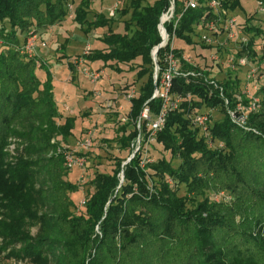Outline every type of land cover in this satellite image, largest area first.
Instances as JSON below:
<instances>
[{
  "label": "trees",
  "instance_id": "trees-1",
  "mask_svg": "<svg viewBox=\"0 0 264 264\" xmlns=\"http://www.w3.org/2000/svg\"><path fill=\"white\" fill-rule=\"evenodd\" d=\"M74 1L0 0V208L4 210L0 237L5 248L10 247L7 257L29 264H264V84L256 92L259 109L247 114L245 127H238L231 122L219 89L205 78L216 80L230 109L239 80L220 81L199 63L197 68L184 63V71H199L202 77L172 80L169 94L179 102L175 108L167 107L164 125L149 146V162L141 167L144 143L135 153L134 149L137 137L145 140L148 135V120H140V129L138 120L145 108L154 120L164 106L161 97H154L164 51L157 52L156 79L151 52L161 42L157 27L170 2L155 0L142 6L143 0H125L127 7L120 14L129 13V18L124 33H114L112 16L98 13L94 21L88 20L93 0ZM255 1L264 10V0ZM183 2L174 0V17L166 27L170 30L181 15L176 38L193 46L195 27L214 17L204 6L184 10ZM68 5L84 33L107 27L102 38L106 49L91 50L85 61L129 64L132 70L139 68L138 80L146 77L129 101L127 122L117 129L120 148L131 157L127 163L116 159L111 173L93 176L89 181L93 191L82 197L83 207L77 203L80 213L74 212L71 199L79 184L66 180L63 156L56 153L58 144L51 142L55 137L66 141L75 118L60 113L50 74L40 80L34 61L19 55L28 33L62 22ZM239 5V0H222L229 11ZM252 19L243 22L250 41L236 56L248 57L264 73V56L256 58L252 48L263 35L264 14L261 25H252ZM175 54L180 56L178 50ZM68 67L73 79L76 67L71 63ZM214 110L220 118H214ZM209 111L210 134L223 145L220 149L208 147L189 117ZM10 136L27 145L14 166H5L3 147ZM43 171L45 178L39 179ZM181 188L183 196L178 194ZM207 192H223L230 203L216 202Z\"/></svg>",
  "mask_w": 264,
  "mask_h": 264
},
{
  "label": "rangeland",
  "instance_id": "rangeland-1",
  "mask_svg": "<svg viewBox=\"0 0 264 264\" xmlns=\"http://www.w3.org/2000/svg\"><path fill=\"white\" fill-rule=\"evenodd\" d=\"M154 1L143 0L142 6L152 4ZM74 2L77 3L78 0ZM127 4L128 1L125 0H93L88 10V20L94 21L98 13L110 18V11L113 10L114 15L110 20L111 31L124 33V23L128 20L129 13L126 16H121L120 11L127 7ZM239 4V7L228 12L229 15L235 17L240 23H243L246 18L253 16L251 24L261 25L259 21L264 13L259 12L258 4L255 0H239ZM73 7H75V4H73ZM262 29L263 37H261L264 40V28ZM107 34V27L91 29L89 33H84L74 19H70L67 16L62 22L49 29L38 32L31 30L28 33L26 39L31 35L36 37L35 58L34 56L28 57L21 48L19 49V55L22 58L34 61L36 77L44 81L48 73L50 74L55 101L63 117L75 118V127L71 131V136L66 141H63L61 137H55L52 139L54 143H57L58 147L73 150L76 147V143L80 142L89 131L92 132L93 140L88 151L85 168L83 170L74 169L72 173L66 176V180L73 184H79V191L71 196L76 206L73 210L74 212L79 211V213L81 209L77 208V203L87 193L93 191L92 186L89 184L93 176L97 173L109 174L114 168L116 159L123 160V163H125L131 157L130 152L120 148V144L117 141V129L124 124L122 119L127 118L130 107L129 95L134 97L146 80V77L141 80L137 79L136 74L139 68L132 70L129 64L112 62L103 64L100 61L93 63L85 61L82 66L89 71L103 72L96 84L90 83L79 72L82 67L76 70L73 73V75H76L73 79L71 78L72 73L68 63L73 64L76 59L82 56L86 44H89L92 52L105 50L106 47L102 42V38ZM174 45L176 48L183 47L191 60L194 63H199V66L208 65L207 56L210 55L211 50L201 48L199 44L194 45L192 48L185 47L180 40H175ZM203 55L206 58H203ZM36 60L41 62L42 67H36ZM134 63L138 65L140 62L135 61ZM212 69L213 75L220 81L227 77L233 78L235 75L243 79V70L230 72L221 69L220 66ZM154 77V79L157 78V73L154 74ZM259 83L263 85L264 80ZM157 93L163 94L164 90L160 87L155 95ZM168 99H170V102L173 101L169 94ZM213 116L218 119L221 113L214 110ZM19 128V126L16 127V129ZM5 143L3 147L4 165L14 166L18 158L23 154L27 143L15 136L8 137ZM50 155H52L51 152L48 156ZM80 175L84 176V183L78 180ZM37 177L44 179V171L39 172ZM178 194L183 196L185 194L184 189L181 188ZM206 195L213 198L216 202L230 203V196L223 192L218 194L207 192ZM188 207H190V204H188ZM2 213H4V210L0 208V221L3 220ZM262 230L264 232V229ZM30 234L34 236L36 228H32ZM15 248L18 249L19 246ZM8 250H10V247L5 248V243L0 237V264H29L26 260L7 257Z\"/></svg>",
  "mask_w": 264,
  "mask_h": 264
},
{
  "label": "built area",
  "instance_id": "built-area-1",
  "mask_svg": "<svg viewBox=\"0 0 264 264\" xmlns=\"http://www.w3.org/2000/svg\"><path fill=\"white\" fill-rule=\"evenodd\" d=\"M170 6L169 8L161 15L159 19V24L157 27L161 42L157 45L160 48L163 49V55H162V64L163 68L161 71V81L160 86L163 90V94L155 93L158 89H155L154 97H161L164 101L163 110L159 113L158 116L155 117L154 120H150L148 117V109L145 108L142 113L141 117L138 120L137 128L140 129V120L145 119L148 120L147 123V132L148 135L145 138L140 137V135L136 139V146L134 149V153L139 150L141 146V142L144 143L143 147V159L141 161V167H143L145 162H149L148 159V150L150 144L155 142L156 133L160 131L164 125L166 113H167V107L170 106L171 108H175L177 106V103L179 102V99H175L172 102H170V99H168V94L171 88L172 80L176 77H192V78H198L202 77L201 73L199 71L195 70H183L184 63L188 64L194 68L198 67V63H194L189 55H187V52L183 49V47L176 48L174 45V41L177 40L176 38V29H177V22L181 15L177 17V20L174 21L171 29L169 30L167 24L171 22V20L174 17V0H169ZM258 4V10L259 12H263V8H261L260 4ZM183 8L186 9H197L202 6L208 8V10L212 13L213 19L207 21L205 25H202L203 23L200 22L195 29H197V44L200 46H204L209 48L212 52L209 56H207L208 65L202 68V70H205L209 72V74L213 75V67L220 66L221 69L225 71L235 72L238 70H243L244 75L243 79L237 77V75L233 76V79L239 80V87L238 91L234 93L233 99H234V108H229L228 100L223 96L222 88L219 87L216 80L212 78V76H209L208 78H205V81H207L210 85H212L215 88L219 89V95L224 101L225 109L228 113V116L230 117V120L232 123H234L238 127H245L246 124V117L247 114L251 112H255L259 109V99L256 97V92L261 87L260 81L264 80V73H260L259 67L255 65L254 63L250 62L248 57H237L236 54L238 51H241L243 49H246L250 35L247 34L244 31V24L238 22L235 17L229 15V9L224 8L222 6V0H209L203 4L200 3V0H184L183 2ZM68 11V18H73V8L71 5H68L67 7ZM114 12L113 10L110 11V17L113 16ZM262 36V35H261ZM259 36V40L257 38L253 42V50L255 51L256 58H260L264 56V40L262 37ZM181 41V40H180ZM183 42V41H181ZM183 45L185 47H194L186 45L183 42ZM156 46V47H157ZM155 47V48H156ZM35 48H36V37L34 35H31L29 38L25 40V43L21 47V50L28 55V57L31 58V56L36 57L35 55ZM155 48L151 52V57L153 60V52ZM178 50L180 52V56H176L175 52ZM91 52V48L89 44H86L85 49L83 50L82 56H80L78 59H76L73 64L76 67V70H79L83 66V63L85 62V56H87ZM22 53V52H21ZM201 53V52H200ZM203 58H206L205 55H203ZM155 60L157 62V53L155 55ZM36 67L41 66V62L39 60H36ZM154 63V60H153ZM154 74L158 73L159 67L158 64L154 65ZM79 72L86 77L90 83L96 84L99 79L101 78L103 72L99 71H89L87 68H81ZM155 78V77H154ZM170 95V94H169ZM129 100L132 98L131 95H129ZM244 100H247V104H244ZM170 102V103H169ZM210 116L209 112L199 113L194 112L189 117L191 119V122L194 127L198 128L199 133L202 135V137L205 139L207 145L209 148H222L223 145L219 142H215L210 134L209 126H208V120ZM126 119H122V122L126 123ZM93 140L92 132H88L85 137L78 143H76L75 149H64L61 147H58L57 154H61L64 159V167L68 171V173L73 172L74 169L83 170L86 165V159L87 157L84 155V153L89 151V148L91 146ZM54 143V141H51ZM84 176H79V181L84 183ZM85 203V198H81L78 202L79 207H83Z\"/></svg>",
  "mask_w": 264,
  "mask_h": 264
},
{
  "label": "water",
  "instance_id": "water-1",
  "mask_svg": "<svg viewBox=\"0 0 264 264\" xmlns=\"http://www.w3.org/2000/svg\"><path fill=\"white\" fill-rule=\"evenodd\" d=\"M159 48H160V47L157 46V47L155 48L154 52H153L154 65H157V62H156V60H155V55H156V53L158 52ZM128 161H129V160H128ZM128 161H126L125 163H127Z\"/></svg>",
  "mask_w": 264,
  "mask_h": 264
}]
</instances>
